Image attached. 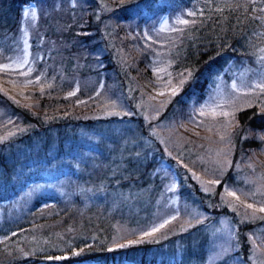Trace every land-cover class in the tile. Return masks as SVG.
Here are the masks:
<instances>
[{
  "label": "rangeland",
  "instance_id": "obj_1",
  "mask_svg": "<svg viewBox=\"0 0 264 264\" xmlns=\"http://www.w3.org/2000/svg\"><path fill=\"white\" fill-rule=\"evenodd\" d=\"M76 2L77 0H31L21 6L14 30L0 33V90L34 112L43 111L51 115L85 120H106L109 117L123 120L118 125L111 123L107 127L80 130L75 139L70 133L63 140L66 147L71 144L76 148V144H86V139L90 138H106L107 130L112 133L122 131L123 134L132 128L136 129L132 119L124 121L122 118L138 116L127 108L124 95L130 96V102H133L137 112L140 108L144 111L142 125L146 126L149 133L147 136L141 134L142 138L134 134L129 141V144L138 143L137 151L143 155L138 160L140 166H136L134 172L129 170L124 173L133 176L125 184L127 195L123 197V207L126 215L121 216L123 219L116 218L112 221L115 234L108 248L132 246L129 249H139L137 253L146 248L149 256H155L159 262L163 261L157 264H182L181 259L188 256L187 252L193 251L194 244L202 241L206 248L203 257H194L190 263L184 264H193L197 260L198 264H222L220 261L228 258L229 254V264L237 261L239 256L236 251L239 245L238 241L236 243V225L225 215L214 217V214L206 213L198 202L192 203L191 199L180 196L178 166L181 165L184 178L187 179V175L193 178L204 194L221 187V194L226 197L225 201L228 200L227 204L235 211L238 219L253 223L254 227L245 232L247 249L251 260L260 258L263 261L264 211L261 209H264V127L251 134L261 142L262 149H257L252 155L250 173L243 176L248 184L220 182L222 172L229 163L225 153L230 146L231 129L236 124L235 114L253 105L264 109V57H261V63L255 67H239L234 63L220 68L202 93L196 90L195 94L187 96L184 91L187 75L174 70L171 46L177 44V35L185 26L179 21L190 22L191 15L207 0H191V4L176 10L173 16L166 10L155 17L153 25L140 22L141 16L147 13L137 0H83V10L94 13L103 21L102 26L106 25L108 28L109 33L106 29L103 31L114 41L117 60L127 75L126 87L114 90L117 86L115 80L109 82L110 87L105 85L109 77L107 75L106 79V70L102 72L105 62L100 60L101 54L97 51L84 49L79 52L74 63L68 65L67 70L64 69V60L68 59L65 58L68 56L66 49L69 46L51 33L61 31V14L76 6ZM91 2L94 5L88 7ZM26 12H34L35 15H25ZM123 14L129 15V19ZM85 19L86 17H82L83 26L78 27L80 32H88ZM73 20L74 15L71 14L70 22ZM87 53L89 58L83 59L82 56ZM82 68L88 71L87 75L80 74ZM176 88L178 91L173 95L172 91ZM55 97L65 99L57 101ZM171 99L174 100L175 114L169 119H159ZM42 102L45 107H42ZM223 113L229 115L225 116ZM13 122L14 117L6 114L5 109L0 107V127L4 130L3 133L0 131V141L23 128V125ZM8 125L12 127L11 130H8ZM155 140L158 141V148L149 149V146H154ZM183 142H187V147L195 150H189L185 160L173 152ZM56 147L54 140L47 155L41 154L39 158L36 157V152L31 154L30 158H39L37 161L41 164L39 169H32L50 176L55 170L60 171L61 167H69L74 158L69 159L64 154L56 155ZM72 151L79 154L80 150ZM27 152L29 151L25 147L23 153ZM91 152L86 151L80 155L75 165L69 167H75L74 176L65 175L43 183L31 180L37 173H30L29 168L25 174L30 181H25L22 177L16 180L13 189H9H16L17 195L1 199L3 193L0 194V241L14 232L12 229L16 221L21 222L24 218L30 220L37 211L50 206L54 197L66 199L74 195L82 185L81 177L91 170L92 176L94 175L96 167H91L88 163L97 166L99 157L95 154L92 160ZM48 157L56 158L51 166L50 163L45 166ZM170 157L175 159L174 163L169 160ZM77 162L81 165L77 166ZM235 178L242 179L237 174ZM127 217L132 219L128 220ZM153 228L157 231L152 232ZM145 233L151 234L145 236ZM79 249L74 248L73 252L76 253ZM67 255L68 253L57 255V258ZM123 263L128 264L126 260ZM35 264L46 263L40 261ZM53 264L98 263L79 261Z\"/></svg>",
  "mask_w": 264,
  "mask_h": 264
},
{
  "label": "trees",
  "instance_id": "obj_2",
  "mask_svg": "<svg viewBox=\"0 0 264 264\" xmlns=\"http://www.w3.org/2000/svg\"><path fill=\"white\" fill-rule=\"evenodd\" d=\"M0 1V33H8L14 30L17 25L21 6L31 0ZM81 1L83 2V0H77L76 6L70 7L66 13L61 14V31L57 34L51 33L58 36L67 47L69 46V49H66L68 56L65 58L68 59L64 60L66 61L64 69L67 70L68 65L71 66V63H74V60L78 58L79 52H83L84 49L97 51L101 54L100 60L105 62L102 72L106 70V79L107 75L109 77V81L105 85L110 87L109 82L115 80L117 86L114 90H123V87H126L127 75L117 60L114 41L109 39V34L103 31L108 28L106 25L102 26L103 21L94 13L85 12ZM137 1L147 13L145 16H141L140 22L149 23V25H153L155 17L163 14L166 10L173 16L176 10H181L184 6L191 4V0ZM92 3H89L88 7L94 5ZM71 14L74 15V20L70 22ZM123 16L129 19V15L123 14ZM82 17H86L84 22L88 32H80L78 29L83 26ZM190 18V22L187 21L182 30L180 29L177 35V44L171 46L170 53L174 58V70L182 71L187 75L184 87L187 96L191 93L195 94L196 90L202 93L217 70L228 64L235 63L239 67L244 65L255 67L261 63V57H264V0H207L203 6L197 8ZM107 32L109 33L108 30ZM82 58L88 59L89 53ZM80 74L87 75L88 71L82 68ZM124 96L123 100L125 99L127 108L137 113L138 116L131 115L122 118L124 121L128 118L132 119L137 125H134L136 129L132 130V128L123 134H121L122 131L112 133L107 130L105 134L108 137L104 138L105 136H103V140L91 139L88 135L90 139H86V144L78 143L74 148L71 144L68 147L64 145L63 140L66 135L71 133V137L75 139L80 130L107 127L111 123L118 125L123 123V120L116 117H109L106 120H85L70 118V116L51 115L43 111L34 112L0 90V107L5 109L6 114L14 117L13 123L23 125L21 130L11 135L8 134V138L0 141V194L3 193L1 199L17 195L16 189L14 191L9 189H13L14 183L20 178L23 177L25 181H30V178L25 174L29 168L31 169L30 173H37L34 176L31 174L33 176L31 180L45 183L65 175L73 174L74 176L75 167H69L75 165L76 159L86 151L94 152L93 155L91 152V159L93 160L96 154L99 157L97 165L101 164L96 167L94 163L92 165L82 158L85 163L96 168L93 176V170H91L81 177L82 185L74 192V195L66 199H64L65 197H54L51 199L53 203L50 206L37 211L30 220L24 218L21 222L20 220L16 221V225L12 229L14 232L0 241V264H35L40 261L46 264L78 261L124 264L125 260L128 264L163 262L157 261L155 256H149L146 248L141 249V253L136 252L139 249H129L132 246L108 248L115 234L112 221L116 218L123 219L121 216L126 215L123 207V197L127 195L125 184L129 183L133 176L124 173L129 170L134 172L136 166H140L138 160L143 155L137 151L138 143L129 144V141L131 137H134L132 136L134 134H138L142 138V135L149 133L146 126L142 125L144 111L140 108L137 112L133 102H130V96ZM174 97L176 98V96ZM54 99L63 101L65 98L55 97ZM173 101L171 99L167 103L159 119L163 120L164 117L169 119L172 114H175ZM41 105L45 107L43 102ZM235 120L236 124L229 135L230 146L225 153L229 163L222 172L220 182L222 184L234 181L239 184H248L243 176L250 173L249 166L252 167L250 163L252 155L256 153L257 149H262L261 142L254 139L251 134L264 127V109L262 110L259 105H253L239 110L235 114ZM24 127L27 129L25 130ZM11 129L12 127L8 125V130ZM0 131L4 132L1 127ZM130 131L132 132L128 134ZM52 140H55L57 145L56 155L64 154L69 156V159H74L70 162L69 167H61L60 171L56 172L57 170H55V173L52 172L53 175L48 176L47 173L32 168L39 169L41 164L37 160L42 156L41 154L47 155L53 143ZM154 143V148L149 146V149L158 148V141L155 140ZM182 144L181 147L174 148L173 152L177 157L185 160L190 153L189 150L192 151L193 148L187 147L189 146L187 142ZM25 147L29 151L26 154L23 153ZM73 149L82 152L79 151V154H75ZM193 151L195 150L193 149ZM35 152L36 157L39 158L32 160L30 156ZM191 156L194 155L191 154ZM55 159V157H48L45 166L48 163L51 166ZM169 160L175 162L172 157ZM76 165L81 164L77 162ZM178 168L179 193L182 198L191 199L192 203L198 202V205L206 213H212L214 217L225 215L236 225V243L238 241L237 245H239L236 253L239 257L232 264H264V260L260 261V258L251 260L247 249L248 242L245 241V232L254 227L253 223L251 221L242 222L238 219L235 211L227 204L228 200L225 201L226 197L221 194V187L212 193L204 194L198 189V184L194 182L193 178H190L189 175H187V179L184 178L181 165ZM236 174L242 179H236ZM19 186L23 187L22 184ZM126 219L129 220L132 217ZM186 242L188 241L186 240ZM189 242L191 243V241ZM194 246L195 249L188 251V256L181 259L182 264L190 263L194 257L198 259L203 257L206 251L203 242L198 241ZM74 248L80 249L74 253ZM64 253H68V255L57 258V255ZM229 257L223 258L220 263L229 264ZM197 261H194L193 264H198Z\"/></svg>",
  "mask_w": 264,
  "mask_h": 264
},
{
  "label": "snow or ice",
  "instance_id": "obj_3",
  "mask_svg": "<svg viewBox=\"0 0 264 264\" xmlns=\"http://www.w3.org/2000/svg\"><path fill=\"white\" fill-rule=\"evenodd\" d=\"M29 14H31V15H35L34 12H31V13L26 12V13H25V15H29ZM179 22H180V23H184V24L187 23L186 20H180ZM189 75H190V74H189ZM181 84H183V81H181ZM262 87H264V86H262ZM176 91H178V88L173 89L172 94L175 95V94H176ZM223 115L227 116V115H229V114H228V113H223ZM230 194H231V195H234V193H230ZM249 207H251V205H249ZM261 211H264V209H261ZM165 223H167V221H166ZM160 227H163V225H161ZM156 231H157L156 228H153V229H152V232H156ZM150 234H151V233H145L144 235L147 236V235H150ZM130 243H131V242H130Z\"/></svg>",
  "mask_w": 264,
  "mask_h": 264
},
{
  "label": "bare ground",
  "instance_id": "obj_4",
  "mask_svg": "<svg viewBox=\"0 0 264 264\" xmlns=\"http://www.w3.org/2000/svg\"><path fill=\"white\" fill-rule=\"evenodd\" d=\"M98 165H100V166H101V164H98ZM98 165H97V166H98ZM97 166H96V167H97ZM101 169H102V168H101ZM103 170H104V167H103Z\"/></svg>",
  "mask_w": 264,
  "mask_h": 264
}]
</instances>
